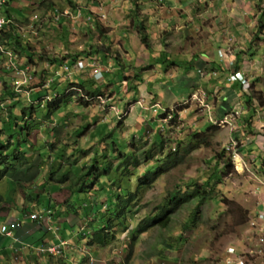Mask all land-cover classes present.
<instances>
[{
    "label": "rangeland",
    "instance_id": "obj_1",
    "mask_svg": "<svg viewBox=\"0 0 264 264\" xmlns=\"http://www.w3.org/2000/svg\"><path fill=\"white\" fill-rule=\"evenodd\" d=\"M133 1L8 0L2 5L3 12L13 13L10 21L20 32V42L34 56L29 58L32 78L24 92L15 98L0 96L5 101L0 121L11 120L0 143L25 139L22 150L29 161L13 178H34L28 189L16 187L11 203L2 200L0 206L26 219L34 210L25 209L24 192L33 185L40 194L45 193L40 185L49 186V196L41 198L46 203L51 197L53 204L47 214L51 219L35 225L42 231L30 233L24 248L5 253L0 263L226 264L234 249L245 264H264V0L187 2L181 11L191 30L185 32L167 29L170 16H165V28H157L158 17L153 20L147 47L162 48L175 61L180 52L209 59L185 67L194 77H186L192 87L184 94L168 89L175 77L145 74L151 68L148 54L134 58L145 45L131 18L141 14L142 4L138 0L136 7ZM149 1L154 2L153 13L171 7L163 0ZM194 21L198 27H192ZM18 52L20 62L23 54ZM103 54L114 58L108 59L113 66L103 65ZM79 55L95 59L103 77L94 79L89 68L70 77L56 75L64 61ZM236 71L242 80L229 79ZM126 72L130 76H123ZM82 81L85 88L70 90L68 83ZM54 83L66 100L49 112L41 97L32 96ZM97 87L101 92L90 95ZM6 160L0 156L3 167ZM89 169L84 181L90 188L84 186L88 189L80 198L72 194L65 202L67 187H77L82 178L75 176ZM48 171L70 179L48 181ZM206 181L210 194L201 199ZM6 187L0 181V191ZM177 189L190 195L170 211L168 226L139 232L144 217L157 214L169 191ZM111 191L122 195L125 208L107 216L101 205ZM53 219L59 224L65 219L67 231L50 223ZM96 232L106 233L102 244L94 241ZM51 238L66 243L51 253L46 249L54 244ZM35 242L47 245L37 258L34 249H26Z\"/></svg>",
    "mask_w": 264,
    "mask_h": 264
},
{
    "label": "crops",
    "instance_id": "obj_2",
    "mask_svg": "<svg viewBox=\"0 0 264 264\" xmlns=\"http://www.w3.org/2000/svg\"><path fill=\"white\" fill-rule=\"evenodd\" d=\"M13 1V0H12ZM146 1V2H143ZM155 1V0H154ZM163 5H170L171 7L168 9V11L166 10L165 12L160 10L157 11L156 13H153V9H152V4L154 2H151L149 0H140V3L142 4V9L140 11V15L137 14L136 16L131 18H134L133 20L135 21V24H133V27H135V31L140 29L139 27H143L144 31H146V34L148 32V28H150L152 26L153 20L158 19L159 24L157 28H161L167 26V22L166 17L165 16H170L168 17L170 25L167 27L168 30H171L172 28L175 31H180V32H185L187 30H191V27H187L186 26V22L184 21L185 19H187V16L182 17L183 14V10L181 11V9H185L187 6V2L193 1L194 2H202L201 0H163ZM139 1H133V4L137 7L139 5L138 3ZM5 3H8V0H6ZM4 3V4H5ZM131 4V9L133 7L134 9V5L132 4V2H130ZM140 6V5H139ZM189 6L194 10V5L193 4H189ZM128 7V5L126 6ZM164 7V6H162ZM3 13V11H2ZM13 13H10L7 9L6 11L3 13V15H5L9 20L11 19V15ZM113 14V13H112ZM195 14V13H193ZM163 17H165L163 19ZM181 17L183 20H181ZM189 18H191L192 16H188ZM122 18V17H121ZM145 19V23L143 22L142 19ZM123 19V18H122ZM109 20L113 23V26L115 27L114 24V20L110 19ZM121 24H127L126 20H121ZM131 22V21H130ZM134 23V22H133ZM193 26L192 27H198V24L194 21L192 22ZM146 25V26H145ZM118 26V25H117ZM137 33V31H136ZM179 33V32H176ZM14 37V38H13ZM21 35L19 30L12 25L11 21H9V23L2 29L0 30V43L4 45L5 48L7 49H11L14 53L17 54V57L19 56V52L20 51L23 56L21 57V61L19 62V60L17 58H14V61H16V63L18 64L19 67H25V66H30L29 65V57H33L34 55L31 54L32 50L28 49V46L26 45L27 43H25L24 41L21 43L22 48L20 45H16L15 39H18L20 41L21 39ZM145 46L142 47H138L137 49V55L134 58H138V54H143L146 56V54H148V58L147 61H149V65L151 66L150 70H147V72L145 74L148 73V75H151L153 73L156 72H161L162 76L161 77H175L173 80L170 79V87L168 88L171 92H173V89L176 88V90L180 93V94H184L185 92H188L191 87L192 84H190V82L188 81V79H186V77H194L193 76V71L192 70H186L185 67L188 66H196L199 62V60H209V59H205L208 58L207 56L205 58H198V53H194L191 55V57H188L186 54H184V52H180L178 53L176 59L173 60V58L171 57V55L169 53H167L166 51H164L162 48L160 49H153L151 47H147L145 49ZM173 48V47H171ZM20 49V50H17ZM163 51L165 53V56H163V58H157L159 55V52ZM108 52V51H107ZM105 53V52H104ZM181 54V55H179ZM205 55V54H204ZM78 57H82V55L78 56ZM90 57V56H89ZM92 58V57H90ZM108 59H110L111 61L114 60V58L109 57L106 54H103L101 57V62L103 63V65H107L109 63V65H112V62H110ZM170 59V61H169ZM183 59L187 60V61H183ZM173 60V61H171ZM206 62V61H205ZM136 63V62H135ZM199 63H204L202 61H200ZM134 64V63H133ZM113 66V65H112ZM118 66V65H117ZM137 66H134V68L136 69ZM163 68V69H162ZM0 81L2 82L0 84V96H4L7 97L8 93H11L12 89H11V82L12 79H14V72L12 69H9L8 67L2 65L0 66ZM156 69V70H155ZM116 72H118L117 67L115 68ZM165 71V72H164ZM104 72V71H103ZM80 73V72H79ZM120 73H122V71H120ZM104 74V73H103ZM145 74H141V78L138 79V81H141V79L143 78V76ZM107 75V74H106ZM117 76V75H116ZM123 76H130L127 72L123 73ZM137 77V73L134 74V77ZM153 77V76H150ZM238 84H240V81H236ZM4 83V84H3ZM236 84V83H235ZM127 86V85H126ZM187 87V90H182V88ZM24 89V87H23ZM4 109V108H2ZM9 119V118H8ZM2 124H0L1 126ZM9 187H6V189L0 191V202L3 200L5 202L6 201H12L11 198V193L8 192ZM9 193V196H8ZM6 203V202H5ZM11 203V202H10ZM8 204V203H7ZM4 210H6V208L4 207ZM4 210H2L0 208V223L3 221H9V220H13V219H17V220H22V226L16 230H14L12 235H3L0 234V260L4 259L5 253L10 254H14L11 250H17L18 246H19V250L22 248H24V241L25 239L29 238V234L30 233H34V232H38L41 229H36L35 230V225L37 224V222L31 220L29 217H27L26 219H20V218H15L13 215V212H10V210H6V212H4ZM15 210V209H13ZM11 210V211H13ZM39 223V222H38ZM34 227V228H33ZM41 227V226H40ZM42 231V230H41ZM33 235V234H32ZM65 240V239H63ZM49 241V240H48ZM52 243L54 242L59 243L60 241H56L54 238H51Z\"/></svg>",
    "mask_w": 264,
    "mask_h": 264
},
{
    "label": "trees",
    "instance_id": "obj_3",
    "mask_svg": "<svg viewBox=\"0 0 264 264\" xmlns=\"http://www.w3.org/2000/svg\"><path fill=\"white\" fill-rule=\"evenodd\" d=\"M139 28L140 29H138V33H139L141 42L144 45L149 46V41H148V37H147L146 31H144L143 27H139ZM15 42H16L15 46L20 45L21 48H22L21 42L18 39H15ZM163 56H165V53L163 51H160L157 58H163ZM29 58H32V57L30 56ZM75 58L76 57H73L71 59H75ZM84 83L85 82L82 81L79 84L76 83V85H78V87L80 89H82L83 87L85 88V84ZM73 84H75V82H70V83H68V86H71ZM56 85L58 86L57 83H54V84L50 85L49 88L46 87L44 90H39L36 93H33V96H32L34 99H38V100H39L40 97L42 98L43 96H48L47 98L44 99V102L46 103L45 106L48 107L49 112H51L52 109H56L60 105L61 102L66 100L65 99L66 96L63 95V92H59L56 89L57 88ZM88 92H90L89 94L91 95L92 92L97 94V93H100L101 91L97 87L95 91H88ZM45 93H47V94H45ZM12 95H13V93H8L9 97L12 96ZM32 108H34V107L31 104V109ZM31 112L32 111H30V113ZM48 115L49 114H45V117H48ZM6 123H8L9 126L11 127V120L10 119L1 120L0 124H2V125L0 127V135L3 133V131H4L3 127H4V125ZM12 124L14 126V123H12ZM16 133H18V132H16ZM11 140H13V141H11ZM24 145H26V141H25V139L23 137H20L18 139H15V138L14 139H10V140L8 139L6 143H4V142L0 143V149H1L0 151L2 152V154H1L2 155V159L4 160V158L7 157V160L5 161V166L4 167H3V164L0 161V181H5L6 182L7 187H9V190H8L9 193H13L16 190V187H18L19 189H22V188L28 189V182L32 183V179L34 178L32 176H29V175H27V177H25V179L22 180V181L15 180L13 178L14 175H16V174H18V172H20V170H21L20 168L23 165V163L25 162L24 164H26L29 161V159L24 157V152L22 150ZM63 158H57V161L58 160H62ZM228 162H229V165L232 164L231 163V158H229ZM93 170H94V168H93ZM91 171H92V169H89L88 171H86V172H84L82 174H80L78 172L77 176L72 174L73 176L77 177L78 180H81V178H82V181L79 182V185L77 187H76V185L74 186V188L67 187V189L69 191V195H68L67 199L65 200V202L69 201V197L72 196V194L75 195V197H79L78 194L83 193V192H87V189L90 186V184L88 185L84 180L86 179L87 175L91 174L90 173ZM47 173H48L47 174L48 178L46 180H48V181L52 180L53 182H55L57 184L64 183V182H66V181H68L70 179V178H68L66 176V174H64L63 176H60V177H58V176L55 177L56 173H54L53 171H48ZM97 173L98 172H96V174ZM69 177H70V175H69ZM87 181H89V179ZM16 182H18V183H16ZM22 183H24V185H21ZM10 184H12V187L10 186ZM86 185L88 186L87 189L84 188V186H86ZM207 185H208V183L206 181L204 183V187L202 188V193H199V194H201V199H206L207 198L206 194H210V192H209L210 189L207 191V188H206V187H208ZM34 187H35V185H33L30 188V190H26L28 192H26V193L24 192V194H26V198L28 200V203L26 204L25 209L26 208L27 209L28 208L33 209L34 211L32 213H29L28 217L31 220L35 221V222L39 221L41 224H44V222H43L44 218H45L46 222L48 221V218L51 219V216L47 215V214L50 213V209H51L50 206H51V204H53V202H52V198L49 197L48 202L44 203L41 197L44 194L47 197L49 196V194H48L49 186H46L45 189H44L43 186H41V185L39 186L40 189L44 190V192H45L44 194L36 193V191L33 190ZM57 190H59V188H57L54 191H57ZM186 191L187 190L181 192L178 189L177 190H172V192L169 191V193L167 194V196L163 200L162 204H160V206L158 207V210H159L158 213L154 214V215H152V214L148 215L147 214V216L144 217V219L139 223L140 224L139 232H144L145 230L151 228L154 225H159V226L164 227V228L167 227L169 222H170V214H171L170 211L172 209H174L176 206H178L180 203H183L184 199L186 198V196L190 195V194H187ZM114 192L115 191H111L110 197L108 199H106L107 201L105 200V203H104L105 205L104 204L101 205V207H105L104 212H105V214L107 216L116 214V212L118 210H123L125 208V204H124V206L120 205V204H122V201H121L123 199L122 195L121 194L120 195H115ZM32 193H36V194L33 195ZM194 193H196V195H198V191H195ZM114 196H115V198H114ZM23 197L25 198V195ZM114 199L120 200L119 203H116V201ZM127 201H125V202L127 203ZM5 202L9 204L10 200L9 201L5 200ZM69 206L72 207L71 211L73 210V212H75V208L76 207H74L73 204H71ZM41 207H44L45 210L47 208L49 212H46V213H44L43 211L39 212V211H41L40 210ZM0 208L2 210H4V207L0 206ZM66 211L69 212L68 210H66ZM33 213H36L38 215V218H33L32 216L30 217V215H32ZM56 216H58V213H56ZM50 221H51L50 223H53L55 225L59 224L54 219L50 220ZM65 222H66V220L64 219L59 224V226L61 225V230L62 231L63 230L67 231V226L66 225L68 223L67 222L65 223ZM95 234H96V237L93 238L94 241L96 243L102 244L104 242L106 236H107L106 233H105L104 236H102L103 234H101V232H96ZM57 240L60 241L61 238H59ZM35 243H36V245L34 243H33L34 246L32 245L33 248L27 247L26 249H28V250L34 249V253H35L34 257L37 258V256L42 253L40 248L42 246H47V245L44 244V243H40V244L38 242H35ZM170 247H172V245H170ZM2 263L8 264V261H3L0 264H2Z\"/></svg>",
    "mask_w": 264,
    "mask_h": 264
},
{
    "label": "built area",
    "instance_id": "obj_4",
    "mask_svg": "<svg viewBox=\"0 0 264 264\" xmlns=\"http://www.w3.org/2000/svg\"><path fill=\"white\" fill-rule=\"evenodd\" d=\"M6 2V0H0V30H2L8 23L9 19L3 15L2 13V5ZM14 58H17V54L14 53L11 49H7L4 47L3 44L0 43V66L4 65L8 67L9 69H12L15 76L14 79H12L11 82V89L14 94V97H17L20 95L22 92H24L23 87L27 85L31 78H32V73L30 72V67L25 66V67H19L16 61H14ZM96 62L95 59L90 58V57H76L75 59H67L60 65V71H56L57 76H62L64 77H70L72 76L71 74L74 73V71H79L82 72L86 68L90 69L91 76L94 79H98L99 77H103L102 70ZM230 80H242L239 71H236L235 74L231 75L229 77ZM52 80V79H51ZM50 81V80H48ZM1 82V81H0ZM70 90H78L77 85H71ZM48 96H43L42 99L44 100ZM5 101H0V106H3ZM33 218H38V215L36 213H33L30 215V217ZM263 220H264V213L261 214ZM21 226V222L16 220H10L7 222H3L0 224V233L4 235H11L14 230L18 229ZM264 240V238H262ZM66 243L65 241H60L58 244H51L46 247L47 250H49L51 253H55L57 248H60L62 244ZM40 250L43 252V250L40 248ZM230 252V257L227 258L226 264H245V259L241 256H238L235 254V250L231 249L229 250ZM234 255V256H233ZM233 257V258H232Z\"/></svg>",
    "mask_w": 264,
    "mask_h": 264
},
{
    "label": "clouds",
    "instance_id": "obj_5",
    "mask_svg": "<svg viewBox=\"0 0 264 264\" xmlns=\"http://www.w3.org/2000/svg\"><path fill=\"white\" fill-rule=\"evenodd\" d=\"M1 107H2V106H1ZM13 220H16V219H13ZM9 221H10V220H9ZM18 221H20V220H18ZM3 222H7V221H3ZM3 222H1V223H3ZM20 222H21V226H22V221H20ZM1 223H0V224H1ZM21 226H20V227H21ZM20 227H19V228H20ZM0 234H2V233H0ZM12 234H13V233H12ZM12 234H11V235H12ZM3 235H4V234H3Z\"/></svg>",
    "mask_w": 264,
    "mask_h": 264
}]
</instances>
